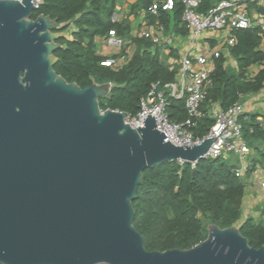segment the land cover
Here are the masks:
<instances>
[{"label":"water","instance_id":"obj_1","mask_svg":"<svg viewBox=\"0 0 264 264\" xmlns=\"http://www.w3.org/2000/svg\"><path fill=\"white\" fill-rule=\"evenodd\" d=\"M37 8L0 0V264H264V245L237 225L209 224L187 249H146L132 206L143 171L193 164L217 137L176 145L155 116L132 127L126 112L101 110L111 83L55 72L62 26L32 18Z\"/></svg>","mask_w":264,"mask_h":264},{"label":"trees","instance_id":"obj_2","mask_svg":"<svg viewBox=\"0 0 264 264\" xmlns=\"http://www.w3.org/2000/svg\"><path fill=\"white\" fill-rule=\"evenodd\" d=\"M219 1L201 0L199 9L207 10ZM114 7V0H40L32 18L40 13L50 15L58 20L62 33L71 25L69 36L57 40L61 46L54 51L55 72L79 86L110 82L107 96L98 99L100 109L123 111L131 116L136 114L140 99L148 94L153 83L159 82L162 87L175 80L177 67L164 64L158 52L151 50V42L143 37L134 39L135 48L131 53L125 48L122 50L127 55L124 62L116 66L102 64L109 56L99 52L95 38L107 36L114 29L120 36L128 28L123 22L111 20ZM182 8L176 2L172 9L160 10V23L182 30L183 26L179 27ZM147 17L151 16L147 14ZM233 34L234 43L229 46V52L236 60L238 73L224 66L222 56L215 59L212 84L200 106L202 115L191 127L195 138H203L215 123L216 118L208 114V106L218 103L221 110H226L241 101V95L257 92L264 86L260 27L234 29ZM252 64L262 67L248 80L244 76ZM166 100L168 118L184 121L187 118L184 101L168 94ZM242 117L245 141L264 143V116L262 122L256 115L248 120ZM243 195V180L227 158L204 157L194 165L166 161L143 171L137 197L132 202L133 225L143 236L148 250L190 248L206 238L209 224L220 228L237 225L250 245L258 248L264 245V223L252 218L241 221Z\"/></svg>","mask_w":264,"mask_h":264},{"label":"built area","instance_id":"obj_3","mask_svg":"<svg viewBox=\"0 0 264 264\" xmlns=\"http://www.w3.org/2000/svg\"><path fill=\"white\" fill-rule=\"evenodd\" d=\"M21 2V0H17ZM40 0H33L34 5H38ZM176 2L182 5L181 19L186 27L192 32L194 37L199 36L204 31L221 30L224 28L246 29L260 27V35H263L264 22L252 20L246 12L239 8L236 0H220L207 10H200L201 0H151L148 2L146 12L153 16H159L160 10L172 9ZM119 14L113 12L111 20L118 21ZM142 36L150 39L153 43L159 42V38L149 31H144ZM105 44L116 50V55L107 57L101 63L108 66H116L127 59V55L122 53L124 40L114 30H109L104 37ZM228 44L234 43L231 36ZM119 52V53H118ZM218 51L209 52L208 55H196L194 58L188 54L184 55L180 61V68L177 79L166 83L162 87L159 82L151 85L148 94L140 99L139 109L134 115H127L125 122L132 127L143 126L146 115L155 116L156 128L163 131L165 140L176 145H194L200 143L201 139L195 138L191 127L195 120L200 117V106L205 99L212 84L211 75L214 67L210 63V57H218ZM161 87V88H160ZM166 94L184 101L187 118L182 122L171 121L166 113ZM118 111V110H115ZM243 112V105L240 101L235 102L226 110H220L215 114V123L204 137H217L205 154V157H226L228 154L237 156L244 155L249 151L246 143L241 139L242 124L239 117ZM203 137V138H204ZM180 163L183 160H178ZM192 164V162H190ZM193 162L192 165H194ZM239 176V170H235ZM260 188L264 192V181L260 183Z\"/></svg>","mask_w":264,"mask_h":264},{"label":"crops","instance_id":"obj_4","mask_svg":"<svg viewBox=\"0 0 264 264\" xmlns=\"http://www.w3.org/2000/svg\"><path fill=\"white\" fill-rule=\"evenodd\" d=\"M236 1L238 2V7L243 9L250 19L264 22V0ZM114 3L113 12L119 14L118 21L128 25L125 33L120 35L124 40L122 50L125 48V44L132 42L135 48L134 39L145 38L142 36L144 31L151 32L159 38V42L153 43L150 39H145L151 42V50L158 52L159 58L164 64L177 67L175 80L180 68V61L184 55L188 54L194 58L199 54L208 55L212 51H218L219 56L224 58V66L226 68L238 73L236 60L229 52V46L232 44H228L227 41L231 36H234L233 30L229 28L209 30L194 37L183 21L179 25V27L183 26L182 30H177L173 26L164 27L159 21V16H153L143 9V0H114ZM147 14L151 17H147ZM260 36L262 40L260 49L264 51V34ZM104 37L95 38L99 52L108 56L116 55V50L109 48L105 44ZM216 58L210 57V63L213 67ZM261 67L260 64L250 65L246 69L244 77L248 80L253 79ZM240 100L243 104L242 120H248L251 115H256V119L262 122L264 116V86L257 92L241 95ZM207 110L209 115L215 117V114L221 108L218 103H214L208 106ZM241 139L246 143L249 151L241 156L228 154L225 157L235 165V170H239V177L244 183L241 221L252 218L256 222L264 223V192L260 188V183L264 181V143L255 142L254 144H248L243 136H241Z\"/></svg>","mask_w":264,"mask_h":264},{"label":"rangeland","instance_id":"obj_5","mask_svg":"<svg viewBox=\"0 0 264 264\" xmlns=\"http://www.w3.org/2000/svg\"><path fill=\"white\" fill-rule=\"evenodd\" d=\"M72 26H70L69 28H68V30L71 28ZM68 30H66V31H64L63 33H64V35H67V36H69V31ZM133 43V42H132ZM132 43H129V44H125V50H126V52L127 53H131L132 51H133V49H134V46H133V44ZM111 53V52H110ZM112 53H115V52H112ZM242 103V102H241ZM243 105V104H242Z\"/></svg>","mask_w":264,"mask_h":264},{"label":"flooded vegetation","instance_id":"obj_6","mask_svg":"<svg viewBox=\"0 0 264 264\" xmlns=\"http://www.w3.org/2000/svg\"><path fill=\"white\" fill-rule=\"evenodd\" d=\"M61 31V30H60ZM62 32V31H61Z\"/></svg>","mask_w":264,"mask_h":264}]
</instances>
